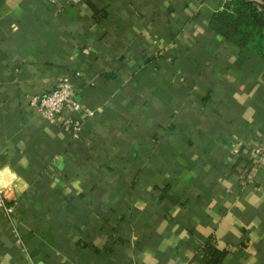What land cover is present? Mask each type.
Wrapping results in <instances>:
<instances>
[{
    "label": "crops",
    "instance_id": "obj_1",
    "mask_svg": "<svg viewBox=\"0 0 264 264\" xmlns=\"http://www.w3.org/2000/svg\"><path fill=\"white\" fill-rule=\"evenodd\" d=\"M231 1L0 0V264H264L263 63L209 26ZM63 77L99 110L79 139L30 106Z\"/></svg>",
    "mask_w": 264,
    "mask_h": 264
},
{
    "label": "built area",
    "instance_id": "obj_2",
    "mask_svg": "<svg viewBox=\"0 0 264 264\" xmlns=\"http://www.w3.org/2000/svg\"><path fill=\"white\" fill-rule=\"evenodd\" d=\"M53 2L54 0H49ZM85 0H66L68 5H79ZM30 106L35 112L51 125L60 124L61 127L79 139L83 132V122L73 118V114H79L82 118L92 119L99 110H93L84 106L77 98L74 86L68 77L61 78L53 90L48 93L30 98ZM249 153L256 165L264 169V143L254 140L249 146ZM0 176V206L10 214L12 208H7L6 204L13 201L14 185L12 183L3 184ZM14 237L20 242L19 233L13 230Z\"/></svg>",
    "mask_w": 264,
    "mask_h": 264
},
{
    "label": "trees",
    "instance_id": "obj_3",
    "mask_svg": "<svg viewBox=\"0 0 264 264\" xmlns=\"http://www.w3.org/2000/svg\"><path fill=\"white\" fill-rule=\"evenodd\" d=\"M209 26L228 43L249 50L259 58L263 63L264 80V9L252 0H232L213 15ZM204 254L206 264H222L227 252L210 240Z\"/></svg>",
    "mask_w": 264,
    "mask_h": 264
}]
</instances>
